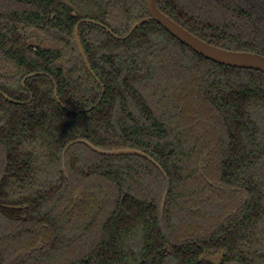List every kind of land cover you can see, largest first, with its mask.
Segmentation results:
<instances>
[{
	"label": "trees",
	"instance_id": "trees-1",
	"mask_svg": "<svg viewBox=\"0 0 264 264\" xmlns=\"http://www.w3.org/2000/svg\"><path fill=\"white\" fill-rule=\"evenodd\" d=\"M157 6L264 55V0ZM149 16L146 0H0V92L15 101L0 93V264H264V74L152 20L129 35Z\"/></svg>",
	"mask_w": 264,
	"mask_h": 264
},
{
	"label": "water",
	"instance_id": "water-1",
	"mask_svg": "<svg viewBox=\"0 0 264 264\" xmlns=\"http://www.w3.org/2000/svg\"><path fill=\"white\" fill-rule=\"evenodd\" d=\"M147 10L149 12V18L139 21L134 24L129 35H131L136 29L140 26L148 23L150 20L161 25L170 35L176 38L179 42L189 47L193 52L202 56L204 59L212 61L222 66L238 68V69H248L262 72L264 74V55L259 53L249 52V51H236L229 50L213 45L198 36L194 35L192 32L185 29L183 26L175 22L169 16L164 14L157 6V0H146ZM88 23H93V21H87ZM81 24H78L75 29V42L78 48L79 54L82 56L88 70L94 75L87 60L85 51L83 49L81 39L79 36V27ZM37 74H33L30 77H33ZM95 76V75H94ZM1 93V92H0ZM8 101L15 102L14 100L7 97L5 94L1 93ZM86 144L92 151L104 155V156H139L149 160L154 163L158 168L159 165L156 164L149 155L146 153L137 150V149H119V150H103L93 146L92 144L81 141ZM161 169V168H160ZM167 194L164 198V204L166 201ZM163 204V209H164Z\"/></svg>",
	"mask_w": 264,
	"mask_h": 264
},
{
	"label": "rangeland",
	"instance_id": "rangeland-1",
	"mask_svg": "<svg viewBox=\"0 0 264 264\" xmlns=\"http://www.w3.org/2000/svg\"><path fill=\"white\" fill-rule=\"evenodd\" d=\"M162 204H164V200H163V203ZM165 205H166V201H165V204H164V208H165ZM163 206V205H162Z\"/></svg>",
	"mask_w": 264,
	"mask_h": 264
},
{
	"label": "flooded vegetation",
	"instance_id": "flooded-vegetation-1",
	"mask_svg": "<svg viewBox=\"0 0 264 264\" xmlns=\"http://www.w3.org/2000/svg\"><path fill=\"white\" fill-rule=\"evenodd\" d=\"M79 24H81V23H79ZM132 29V28H131ZM36 76V75H35ZM34 77V76H33Z\"/></svg>",
	"mask_w": 264,
	"mask_h": 264
}]
</instances>
